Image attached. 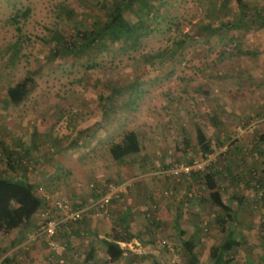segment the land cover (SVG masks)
<instances>
[{
    "label": "rangeland",
    "instance_id": "374dc122",
    "mask_svg": "<svg viewBox=\"0 0 264 264\" xmlns=\"http://www.w3.org/2000/svg\"><path fill=\"white\" fill-rule=\"evenodd\" d=\"M122 1L0 0V177H26L40 196L53 194L71 201L77 194L91 195L90 183L99 193L108 183L120 185L123 195L129 184L132 189H148L145 195L155 200L174 199L169 202L171 212L180 195L206 209L208 192L216 187L234 207L239 196L249 195L250 210H257L259 217L242 238L235 232L238 246L226 260L233 256L238 264H264V249L259 248L264 243V171L250 173L252 185L236 184V177L225 169L232 134L219 145L210 137H220L224 129L235 136L239 126L247 125L239 119L232 126L221 114L238 103L239 95L245 104L258 106L257 118L264 117V49L257 40L258 35L264 38L257 16L263 9L264 18V2L146 0L142 14L138 0H132L123 16L132 24L142 17L138 34L77 51L73 43L79 32L105 21L113 4ZM25 77L32 79L30 91L15 104L7 89ZM197 128L209 140L200 142ZM127 130L137 133L141 150L116 161L109 144ZM224 145L225 157L218 155L221 160L215 163L218 170L190 179L160 173L174 162L204 159L213 147ZM260 146L264 150V144ZM77 171L85 178L84 188L78 190V184L73 191ZM51 172L59 180L57 187L44 183ZM218 181L226 184L219 187ZM208 209L210 218L199 220L194 233L183 239L187 245L196 242L192 251L202 264H211L204 255L223 243L234 225L229 222L221 231L212 223L220 217L219 208ZM28 236L32 235L25 239ZM144 237L141 248H124L130 262L123 255L113 264L185 263L189 249L184 245L176 249L158 232ZM6 240L0 233V264H12L4 262L9 259L4 256ZM23 251L18 250L17 261L24 259ZM66 252L67 248L65 260ZM87 253L71 260L111 264L103 255L86 261ZM44 254L50 256L48 251Z\"/></svg>",
    "mask_w": 264,
    "mask_h": 264
},
{
    "label": "crops",
    "instance_id": "0c3cea01",
    "mask_svg": "<svg viewBox=\"0 0 264 264\" xmlns=\"http://www.w3.org/2000/svg\"><path fill=\"white\" fill-rule=\"evenodd\" d=\"M262 11L258 12V17L261 16ZM261 25L263 26L262 31L264 32V25L262 21ZM257 40L259 42L258 47L261 44L263 46H260V48L262 47L264 49V38L258 35ZM257 73H259V71ZM254 85L257 86V83ZM238 97V103L233 105L234 107L227 110V112H223L221 114L225 120H230V124H232V126L234 122H236V120L238 121L239 119L246 122L247 125L243 127V131L236 133L237 135L235 136L234 132L232 133L231 129H224L225 131L222 130L223 132H220L221 136L216 137H218L220 140H223L226 136H231L232 134V137L227 141V143L230 141H232L233 143L232 145H229L228 158L227 156H224L226 158L225 169H227L230 174L232 172L234 177H236L235 180L241 181H239L240 183L236 181V184L244 186L245 184L252 185L253 180L251 176L249 177L251 172L254 173L261 170L264 171V150L263 148H261L262 146H260L261 143L264 144V126L259 129L261 125H264L262 122V120H264V117L263 119L262 117L257 118V115L260 113V109L257 105L249 103L245 104L247 102L242 101V97L240 95ZM214 121L217 120L215 119ZM224 126L223 128H227ZM258 130L262 131L259 132ZM210 137L214 139L215 136L212 135ZM246 169H249V171ZM53 176L54 175L52 172L51 175L47 174V179H44L46 180L44 181V183L46 182L48 183V185L51 184L52 187H57V185L59 184V180L57 177ZM84 181V176L80 174L79 171H77L74 182L71 184L73 185L71 190L75 191V189H77L75 186L78 184V190L80 188L83 189ZM177 181H179V179ZM218 182L220 184L219 187L223 184H226V182ZM124 190L128 192V194L123 195L122 193V196L120 198L112 199L107 206V210L104 215L95 217L90 211H88L85 213L82 220L77 222H66L63 224L58 233V237L60 236L59 240L66 243L67 245V259H64V263L66 262L67 264H70L72 261L71 259H76L78 255L86 251L90 253L91 250L93 251L92 256H94V261H96L95 255H103L107 257L106 243L111 238L110 234L112 230L117 231L121 236H123V241H117V243L125 244L126 246L124 248H126L127 246L132 247V245L141 248L142 240L145 239L144 235H150L151 233L154 234L157 232L162 234L167 241L175 244L176 249L179 248V245H184V247H187L189 250H192V248L196 249L198 247L196 242L195 244L189 243V245L183 244V239L185 234L191 235L194 233V230L200 225L199 220L205 219L208 216L210 218L211 211L209 209L207 211V208L213 206L211 202L208 201L209 203L206 204V209H203L202 206L196 204L197 200L193 201V198H190L187 203L180 195V197H177L176 199L178 202L173 213L170 210L171 206L169 202L175 203L176 201L174 199L167 200L166 198V201H160V199L157 198V200H155V198L151 196V194L148 193V195H145V191L148 189H144V191L142 187L132 189L131 185L129 187V184L125 186ZM131 190H133L132 193ZM92 192L93 193L89 196L87 194H77V199L73 202L76 206L80 207L88 205L89 202L93 198L97 197V194L99 193V191L97 190ZM189 196H191V194H189ZM49 197L55 198L57 196L52 194ZM221 197L225 202L229 203L234 209H236L237 223L239 224V226L236 227V224L234 223L229 231L233 232V237L236 239L237 236L235 235V232H239L241 235H239L238 237L242 238V235L248 231L249 227L252 224L254 225L253 222L257 221V218L259 217L257 210H250L249 202L251 200L249 199V195L242 194L241 196H239L236 199L238 203L236 207L232 205V200L226 201L222 194ZM192 201L194 202V204ZM262 201H264V199ZM45 205L50 206L48 202H46ZM154 209H157V212H155ZM40 210L41 209H39L33 215L28 223L18 228H14L9 233L5 234V238L8 240H6V243H3V248L6 249L4 256L9 255V259H4L5 263L11 262L12 264H58L56 257L55 259L51 257L50 248L48 247L44 239L31 241L29 238L30 236L25 239L28 234L32 235L37 229L40 221ZM206 211L209 215L206 214ZM246 217L247 220H245ZM262 219L264 220V217ZM212 223L214 226L217 225L216 220H213ZM226 227H228V224L226 225ZM235 227L236 230H234ZM262 228L263 232L264 226H262ZM189 241H192V237L189 239ZM262 244L263 245H261L259 248L264 249V243ZM119 246L121 245L119 244ZM124 248H122L124 255L123 258H126V262L129 260V257H131V255L129 257L127 255L125 256ZM140 248L138 250H140ZM21 249H24V259L21 261H17V252L18 250H20L21 252ZM13 250H16L14 256L11 255V251ZM47 251L48 253L50 252V256L44 254V252L46 253ZM230 251L226 255H229L231 253ZM226 255L224 256V260H226ZM12 258H14V261L11 260ZM204 258L206 261H211L209 254H205ZM244 259L246 260V256L244 257ZM227 260L229 261V264H238L236 262L239 261L233 256L227 257ZM72 262L73 264H84L83 261L80 263H75V261ZM113 263L114 262H111V264Z\"/></svg>",
    "mask_w": 264,
    "mask_h": 264
},
{
    "label": "trees",
    "instance_id": "16d2710c",
    "mask_svg": "<svg viewBox=\"0 0 264 264\" xmlns=\"http://www.w3.org/2000/svg\"><path fill=\"white\" fill-rule=\"evenodd\" d=\"M241 3V0H237ZM132 0H123L122 2H116L113 4L112 9L109 11L108 18L101 22L96 27L90 30L79 32L77 37L78 42L73 43V47L77 51H85L86 49L92 48L94 45L102 44L105 46V41L110 43L121 40L126 36H135L138 34L137 30L142 25V17L138 19L137 23L132 24L128 22L124 16L123 11L126 9ZM140 10L142 14L144 9L147 8L148 3L146 0H138ZM143 16V15H142ZM260 20L264 25V18L260 16ZM61 38V36H58ZM32 79L25 77L14 85L7 89L9 99L17 104L21 102L30 91V84ZM197 137L201 142H205V136L203 132L197 128ZM215 142L221 143L218 137H214ZM221 147V146H220ZM219 148V147H218ZM217 147H213L211 152L218 150ZM141 150V143L139 136L133 130L125 131L119 140L113 141L109 144V154L112 159L121 161L125 157L137 154ZM221 157V156H220ZM220 157L217 162H220ZM189 159L187 162H190ZM26 169L23 167V173L26 174ZM199 172H192L190 176H196ZM201 173V172H200ZM185 178V176H181ZM188 179V178H187ZM260 185V184H259ZM264 186V184L262 185ZM209 201L220 210V217L216 218V223L221 231L227 230L226 225L229 222L235 223L236 227L239 226L237 223L236 209H234L229 203L225 202L221 197V193L218 188L209 190L208 192ZM44 201L37 189L33 184L26 180V177L15 178L12 176H1L0 177V233H9L12 229L28 223L33 215L39 210L44 209L48 206L45 205ZM45 205V206H44ZM236 227L234 230H236ZM110 240L106 243L107 245V258L109 262H115L120 259L123 255V250L117 243V241H123L117 231L112 230L110 234ZM185 244H187L185 242ZM238 246L237 240H234L233 232L229 231L227 237L223 243L216 244L210 247L209 256L211 264H227L228 260H224V256L234 247ZM92 250L86 255L85 260L88 261L92 257ZM63 257V255H62ZM184 264H202L196 253L189 250Z\"/></svg>",
    "mask_w": 264,
    "mask_h": 264
},
{
    "label": "built area",
    "instance_id": "2783aa9c",
    "mask_svg": "<svg viewBox=\"0 0 264 264\" xmlns=\"http://www.w3.org/2000/svg\"><path fill=\"white\" fill-rule=\"evenodd\" d=\"M263 1L264 0H260ZM239 132L243 131L241 127L237 129ZM227 145L218 148V151L209 153L204 159H192L190 162L179 161L170 164L168 167L162 169L160 173L170 175L174 178H180L185 176L189 178L192 172H203V171H215L220 169L216 165L217 156H225ZM89 188L96 191L97 185L90 183ZM41 190V188H39ZM122 186L114 183H108L105 185L104 190L97 197L93 198L86 206H76L73 201L68 198H50L48 195L42 193L41 198L48 202L50 206L41 209L39 212V224L37 229L32 234L30 240L44 239L50 248L51 257H56L58 264H63L64 259L62 255L67 248L66 243L62 242L58 238L60 228L66 222H77L83 219L86 212L90 211L93 216L99 217L104 215L107 210V206L112 199L120 198L122 194ZM165 241L162 240V243ZM121 248L126 245L119 243Z\"/></svg>",
    "mask_w": 264,
    "mask_h": 264
}]
</instances>
